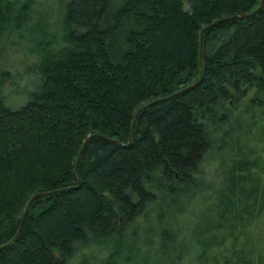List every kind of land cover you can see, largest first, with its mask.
Here are the masks:
<instances>
[{"label": "trees", "instance_id": "16d2710c", "mask_svg": "<svg viewBox=\"0 0 264 264\" xmlns=\"http://www.w3.org/2000/svg\"><path fill=\"white\" fill-rule=\"evenodd\" d=\"M55 2L0 81V264H264L262 0Z\"/></svg>", "mask_w": 264, "mask_h": 264}, {"label": "rangeland", "instance_id": "374dc122", "mask_svg": "<svg viewBox=\"0 0 264 264\" xmlns=\"http://www.w3.org/2000/svg\"><path fill=\"white\" fill-rule=\"evenodd\" d=\"M55 3V0H39L35 12L36 15L30 23L29 28L22 31L17 28L14 29V26H11L3 37L0 43V81L4 71L11 72L6 77V87H8L9 80L18 75L19 69L30 65V63L41 61L42 49L37 48V42L32 37L35 29L42 26L51 33L61 32L62 24ZM39 33L42 34L41 31ZM39 33L38 35H40ZM2 86L0 83V87ZM104 254L102 253L101 255L103 256ZM70 264L79 263H77V260H73Z\"/></svg>", "mask_w": 264, "mask_h": 264}, {"label": "water", "instance_id": "95a60500", "mask_svg": "<svg viewBox=\"0 0 264 264\" xmlns=\"http://www.w3.org/2000/svg\"><path fill=\"white\" fill-rule=\"evenodd\" d=\"M263 4H264V0H262L260 6L257 7L256 10L260 9V8L263 6ZM256 10L253 11V12H249V13H236V14H233V16H244L245 14L254 13V12H256ZM233 16H232V17H233ZM222 19H223V18H222ZM222 19H220V20H222ZM220 20L213 21V22H211V24H208V25H206L204 28H202V30H203V31H202V34H201L202 45H203V33H204L205 29L211 27V25L215 24L216 22H218V21H220ZM163 98H164V97H157V99L150 100V101L146 102V104H144L143 106H141V107L136 111V116H135V119H134V122H133L134 127H135V122H136V119H137V117H138L140 111L143 110L144 108H146V106L151 105V104H153V103H155V102H157L158 100L163 99ZM87 141H88V140H86V141L84 142L83 146L81 147V151H80V154H79V156H78L77 164H76V168H75L76 171L78 170V165H79V163H80L79 160H80L81 154H82V152H83V150H84L83 147H84V145L86 144ZM81 181H82V178L79 179V183H78V184L73 185V186H75V187H79V186H81ZM73 186H70V187H73ZM70 187H66V188H70ZM44 193H46V192H36L34 195L31 196L32 198L28 201V203H27L26 206H25V211H24V214H23V216H22V218H21L22 221H21V224H20V226H19V228H18V230H17V234L19 233V230H20L21 227L23 226V223H24V221H25L24 219H25V216H26V214L28 213V211H29V209H30V208H29L30 205H31L32 202L35 200L36 196L41 195V194H44ZM17 234H16V235H17ZM16 235H15V236H16ZM14 238H15V237H14ZM14 238H13V239H14ZM4 245H5V244H4ZM4 245H2V246H4Z\"/></svg>", "mask_w": 264, "mask_h": 264}]
</instances>
